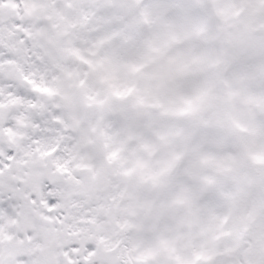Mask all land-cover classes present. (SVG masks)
<instances>
[{
    "label": "snow or ice",
    "instance_id": "1",
    "mask_svg": "<svg viewBox=\"0 0 264 264\" xmlns=\"http://www.w3.org/2000/svg\"><path fill=\"white\" fill-rule=\"evenodd\" d=\"M0 264H264V0H0Z\"/></svg>",
    "mask_w": 264,
    "mask_h": 264
}]
</instances>
